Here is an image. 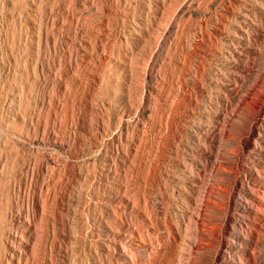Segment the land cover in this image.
<instances>
[{
  "label": "rangeland",
  "instance_id": "1",
  "mask_svg": "<svg viewBox=\"0 0 264 264\" xmlns=\"http://www.w3.org/2000/svg\"><path fill=\"white\" fill-rule=\"evenodd\" d=\"M255 2L264 6L0 0V264H117L108 229L122 239L139 230L149 247L137 259L166 264L165 239L185 233L182 211L200 199L171 175L193 160L205 161L214 199L195 264H263L253 207L264 187V116L252 104L264 103V53L254 48L264 16ZM230 46L245 60L237 95L224 88L225 99L213 80L230 75ZM190 104L207 126L187 123Z\"/></svg>",
  "mask_w": 264,
  "mask_h": 264
},
{
  "label": "bare ground",
  "instance_id": "2",
  "mask_svg": "<svg viewBox=\"0 0 264 264\" xmlns=\"http://www.w3.org/2000/svg\"><path fill=\"white\" fill-rule=\"evenodd\" d=\"M252 8H255V10H257L262 16H264V6L261 3H259V2L253 3ZM244 18H245L244 22H246V23L251 22L250 18H248V17H244ZM238 27L240 28L241 31H239L237 36H239V37L245 36L247 39H249L250 33L246 29H243L242 26H238ZM214 28H216V27H214ZM260 30H261V33H260V36L257 38V41L255 43L254 48H257V51L259 53H264V28L260 27ZM249 47H251V44L247 43L245 45V48L248 49ZM228 54L229 55L222 57V59H223L222 61L224 63H227L230 66V70H229L230 75L226 76V77L224 76V78L222 80H217V79L213 80L215 87L217 89V93L224 96L225 99H228L229 95H237L238 89L236 87H234V85H235L236 79H238L240 76L236 70H242L243 69V67H244L243 62L245 60L244 50H242L241 48H238L236 46H230V48L228 49ZM262 59H263L262 61L264 63V55H262ZM232 68H234V69H232ZM259 73L262 75L264 74V67L260 70ZM224 88L227 91H229L228 96H226V93L223 90ZM251 88H253V87L251 86ZM243 100L244 101L247 100V97L243 96ZM242 102L243 101L239 100L236 103V105H241ZM252 110L256 116H264V103L254 102L252 104ZM127 114L126 113L124 114L123 112L118 114L119 115L118 121L123 120L125 115L127 116ZM230 114H231V116H233V113H230ZM197 115H198L197 107H195L194 104L193 105L190 104L188 107L187 116H186L187 123L190 126H198V127H201L202 125L207 126V124H204L202 122L197 121ZM231 116H229L228 119H231L232 118ZM168 124H169V122H168ZM151 152H152V150H151ZM207 153L209 154V152H207ZM144 159H145V157H144ZM147 160H148V158H147ZM151 163H150V165H151ZM177 165L178 164H176V166ZM211 166L213 168H216L218 166V159H215L212 162ZM205 168H206L205 161L202 162L200 160H193L189 164V170L187 171V173L182 171L183 172L182 176H176L174 173L171 175V177L180 178L182 180L183 184L181 186H179L180 192L185 193L187 189L188 190H196V193L199 195L200 199L197 202V205H195L196 206L195 211H191L190 209H186V210L182 211L187 216L186 222H182L185 233L183 231V233H181L177 239L173 240V242L170 240V238L165 239L166 242L167 241L169 242V246L171 245L170 250H172V253H170L171 255H170L169 261L166 264H195L196 263V251L199 248V244H200L199 239L203 235V227L202 226L205 224V222L203 220V211H204V208L207 205V203L214 201V199H211V196L208 195L210 192H212V189L209 187V184L205 180L206 179V177L204 175ZM184 185H185V187H184ZM203 195H207L206 203L202 202L201 197ZM256 201L258 202V205L253 207V210H255V212L258 214L259 218H261V222H262V221H264V187H263V190H261V193L256 195ZM140 213L144 219L145 225L150 227L149 229H150L151 233H153L155 235H159L158 231H156L155 227L151 226L153 224V221H152V218H150L149 214L142 212V211H140L139 214ZM183 213H181V215ZM114 221H116V220H114ZM259 227H261V224H259ZM112 231L113 230L108 229V231H106V237L105 238L107 240V242H106L107 246L112 247V251L115 253V255H112V256H116V259H117L116 261L117 262L119 261L118 262L119 264H142L141 261H139L137 259L136 255L134 253H136V251L139 249L141 250L142 248L147 249L149 247V245L148 244L146 245V242L144 241V239H139V237H140L139 235L141 234L140 231L136 230V234L129 233L123 239L118 237L119 235L118 236L113 235ZM258 231H259V229H258ZM98 232H100V231H98ZM137 236H138V238H137ZM138 239H139V241H138ZM163 247H164V245H163ZM161 248H162V246H161ZM155 250H157V249H155ZM153 251H154V249H153ZM157 251L155 253H157ZM110 260H112V259H110ZM150 261H151V257H150ZM263 264H264V261H263Z\"/></svg>",
  "mask_w": 264,
  "mask_h": 264
}]
</instances>
